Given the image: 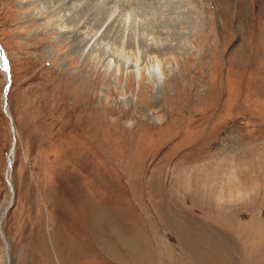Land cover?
<instances>
[{
	"label": "rangeland",
	"instance_id": "rangeland-1",
	"mask_svg": "<svg viewBox=\"0 0 264 264\" xmlns=\"http://www.w3.org/2000/svg\"><path fill=\"white\" fill-rule=\"evenodd\" d=\"M161 3L0 0V264H264V0Z\"/></svg>",
	"mask_w": 264,
	"mask_h": 264
},
{
	"label": "bare ground",
	"instance_id": "bare-ground-1",
	"mask_svg": "<svg viewBox=\"0 0 264 264\" xmlns=\"http://www.w3.org/2000/svg\"><path fill=\"white\" fill-rule=\"evenodd\" d=\"M125 1L126 0H124V3H125ZM127 2H128L129 5H133V8L132 9H130V8L127 9V11H129V12H127V11L125 12V10H124L118 16V17H122V18L125 19V21L127 23V24L124 25L125 27H126V25L129 26L132 23L134 24V26L140 25V23H141L142 20L144 22L147 21L149 24H153L155 21H158L159 22V20L162 19V18H166V19H168L170 21L169 17L172 15V12L170 11V9H167V10H164L163 9L164 5L161 3V0H127ZM168 4H171V3L167 2V4H165L166 5L165 7L169 6ZM122 6L124 7V5H122ZM129 7H132V6H129ZM164 14H166V16H168V18L166 16H164ZM104 15L107 16L106 13ZM108 19L111 20L112 19V16H111V18L109 17ZM116 19L113 22L115 24H116ZM113 23H111V25ZM160 25H162V24H160ZM99 33L100 32H98L97 34H95L89 40H88V38H86L87 39V42L85 43V46L86 47H89V46L92 45L91 46V49H90L92 51H94L95 49H97L98 47L101 46V43H102L101 40L100 39H97ZM0 45H1V43H0ZM4 57L7 58V55H6L5 51L3 50V48L0 46V59L4 60ZM135 68L137 69V71H140L141 70V69H138L139 68L138 65H135ZM149 77L153 78L157 82H160L161 81L162 72H161V68H160V64L159 63H157L156 67H154L149 72ZM4 101L5 102L7 101L5 99V96H4ZM14 158H15V154H13L12 156L9 155L8 161L10 160L12 162V167L11 168H9V162H8V171H9V174L11 173V171L13 169ZM7 213L8 212H5L4 213V219H5V216H6Z\"/></svg>",
	"mask_w": 264,
	"mask_h": 264
},
{
	"label": "water",
	"instance_id": "water-1",
	"mask_svg": "<svg viewBox=\"0 0 264 264\" xmlns=\"http://www.w3.org/2000/svg\"><path fill=\"white\" fill-rule=\"evenodd\" d=\"M0 46H1V45H0ZM0 66H1V68H2L5 72H7V74H9V71H8V64H7V60H6L5 57H4V60L0 59ZM10 88H11V77H10V75H8V84H7L6 89H5V92H4V93H5L4 96H5V99H6V100H7V95H8V93H9V91H10ZM4 111H5L6 115H7V116L9 117V119H10V123H11V126H12V132H13V135H14L13 148H12L11 151H10V156H12V155L14 154V150H15V134H16V131H15V128H14L13 120H12V118L10 117V115H9V113H8V111H7V106H6V104H5ZM8 162H9V168H11V167H12V162H11L10 160H9ZM7 182H8V184H9L11 190L13 191V185H12V183H11V181H10V177L7 178ZM12 207H13V204H11V206H10L5 212H8ZM5 212H4V213H5ZM2 220H4V214L2 215ZM0 231H1V235H2V237H3L4 240H5V245H6V250H7V249H8V242H7L6 239H5V234H4L3 230H2V228H1Z\"/></svg>",
	"mask_w": 264,
	"mask_h": 264
}]
</instances>
